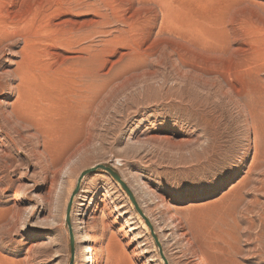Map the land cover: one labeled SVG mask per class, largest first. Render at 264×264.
Segmentation results:
<instances>
[{"label": "rangeland", "instance_id": "obj_1", "mask_svg": "<svg viewBox=\"0 0 264 264\" xmlns=\"http://www.w3.org/2000/svg\"><path fill=\"white\" fill-rule=\"evenodd\" d=\"M97 165L168 264H264V0H0V264H69ZM82 221L164 264L105 172Z\"/></svg>", "mask_w": 264, "mask_h": 264}, {"label": "water", "instance_id": "obj_2", "mask_svg": "<svg viewBox=\"0 0 264 264\" xmlns=\"http://www.w3.org/2000/svg\"><path fill=\"white\" fill-rule=\"evenodd\" d=\"M98 171L101 172H105L106 174H108L116 183L119 184V186L124 190V192L126 193V195L128 196L130 202L132 203V205L134 206L135 210L137 211V213L143 218V220L145 221L147 227L150 230L151 236L153 237L158 249H159V254L160 257L163 261L164 264H168L163 253L161 250V247L157 241V238L155 236V234L152 231L151 225L149 224L148 220L145 218V216L143 215V213L140 211V209L138 208V205L131 193V191L128 189V187L125 185V183L121 180L120 176L118 175V173L116 171H114L113 169H111L110 167H107L105 165H97L94 166L90 169L84 170L78 177L76 186L74 188V190L72 191V194L70 196L67 208H66V223H67V227H68V233H69V246H70V262L69 264H73V257H74V239H73V233L71 231V227L69 225V214H70V210H71V205L73 202V199L75 197V195L77 194V192L79 191V187L81 184V181L83 180L84 177L96 173Z\"/></svg>", "mask_w": 264, "mask_h": 264}, {"label": "bare ground", "instance_id": "obj_3", "mask_svg": "<svg viewBox=\"0 0 264 264\" xmlns=\"http://www.w3.org/2000/svg\"><path fill=\"white\" fill-rule=\"evenodd\" d=\"M42 160H43V158L40 159L39 162H42ZM86 216L87 215L85 214V212H82V214L80 215V217H82V218H84ZM78 230H80V235L78 237V239H79L78 242L80 244H82V254L84 256V259L86 260L85 263L86 264H94V259L95 258H94V254H93V249L89 245L90 237H89V235L86 232V223L84 221H82V222L79 223Z\"/></svg>", "mask_w": 264, "mask_h": 264}]
</instances>
